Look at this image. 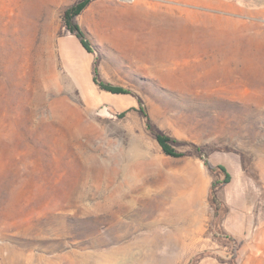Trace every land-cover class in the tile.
Wrapping results in <instances>:
<instances>
[{
    "label": "rangeland",
    "instance_id": "374dc122",
    "mask_svg": "<svg viewBox=\"0 0 264 264\" xmlns=\"http://www.w3.org/2000/svg\"><path fill=\"white\" fill-rule=\"evenodd\" d=\"M77 1L0 0V264H264V0Z\"/></svg>",
    "mask_w": 264,
    "mask_h": 264
},
{
    "label": "trees",
    "instance_id": "16d2710c",
    "mask_svg": "<svg viewBox=\"0 0 264 264\" xmlns=\"http://www.w3.org/2000/svg\"><path fill=\"white\" fill-rule=\"evenodd\" d=\"M93 0H78L75 4H73L71 7H69L63 14V19L65 23V27L71 32V34L77 38V40L82 44V47L87 50V52L92 53L93 49L91 47L90 41L88 40L85 31L82 29V26L79 23V15H81L87 7L90 5V3ZM99 67L97 62L93 64V68L91 69L93 80L95 83H97L100 87V89L105 90L107 92L117 94V95H123V94H129L130 92L123 87L109 84L102 82L99 77ZM140 113L143 115V117L147 120V128L152 132L156 140L158 141L159 146L162 148L163 152L166 155H169L170 157L179 158L183 157L184 153L178 152L174 145L178 143L176 139H173L167 134H164L162 132L157 131L152 125V120L147 114V112L141 108ZM193 149L196 151L197 154L201 156V158L204 160L205 167L215 175H223L222 179H216L211 182L210 185V199L209 202L214 207L215 210V216L218 217L220 214V207L221 203L219 201L218 191L223 190L225 187H227L230 182L232 181V175L228 171V169L223 166L222 164H213V162L206 157L203 154V150L200 147H197L195 145H192ZM231 241H235L233 238H229ZM237 249V248H236ZM235 249V251H236ZM236 252H234L233 256H236ZM190 264H195L194 262H190Z\"/></svg>",
    "mask_w": 264,
    "mask_h": 264
},
{
    "label": "crops",
    "instance_id": "0c3cea01",
    "mask_svg": "<svg viewBox=\"0 0 264 264\" xmlns=\"http://www.w3.org/2000/svg\"><path fill=\"white\" fill-rule=\"evenodd\" d=\"M203 263H204V260H203ZM210 264H216L214 261H210Z\"/></svg>",
    "mask_w": 264,
    "mask_h": 264
}]
</instances>
